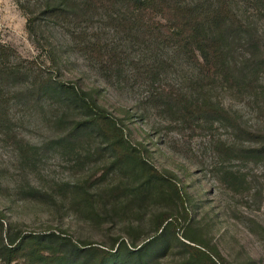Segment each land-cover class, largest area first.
Wrapping results in <instances>:
<instances>
[{
	"label": "rangeland",
	"instance_id": "rangeland-1",
	"mask_svg": "<svg viewBox=\"0 0 264 264\" xmlns=\"http://www.w3.org/2000/svg\"><path fill=\"white\" fill-rule=\"evenodd\" d=\"M28 1L39 0L21 2ZM45 34L59 54L56 68L18 1L0 0V43L84 90L127 142L114 149L100 130L65 140L72 122L92 116L81 102L64 112L33 101L24 85L4 83L0 224L11 234L54 233L113 251L123 240L140 248L163 231L165 240L142 256L149 264H264V82L259 94L213 92L227 122L183 124L145 104L148 87L138 77L128 86L109 81L71 49L65 32ZM180 72L169 84L182 85Z\"/></svg>",
	"mask_w": 264,
	"mask_h": 264
},
{
	"label": "trees",
	"instance_id": "trees-1",
	"mask_svg": "<svg viewBox=\"0 0 264 264\" xmlns=\"http://www.w3.org/2000/svg\"><path fill=\"white\" fill-rule=\"evenodd\" d=\"M17 1L27 13L29 33L39 49H48L55 68L59 54L45 32L59 28L70 38L71 49L105 79L128 86L138 77L148 87L145 104L180 117L183 124L228 121L223 105L212 98L215 90L262 93L258 84L264 82V0ZM53 72L36 60L23 61L0 43V95L3 84L12 83L24 85L33 101L50 100L64 112L76 111L81 102L92 116L72 122L64 139L100 130L114 149H125L126 135L116 122L84 90ZM179 72L182 85L169 84ZM258 152H264V146ZM165 238L162 231L140 248L131 245L132 249L123 240L113 251L79 245L54 233L11 234L1 222L0 261L92 264L90 258L81 259V253H89L97 258L95 264H109L114 257L115 264H149L142 256Z\"/></svg>",
	"mask_w": 264,
	"mask_h": 264
}]
</instances>
